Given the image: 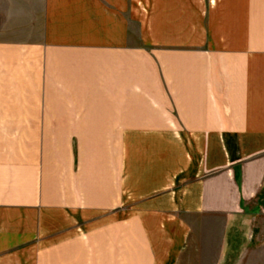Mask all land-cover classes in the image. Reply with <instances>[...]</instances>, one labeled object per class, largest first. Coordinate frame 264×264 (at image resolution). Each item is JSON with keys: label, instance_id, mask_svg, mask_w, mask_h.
I'll return each mask as SVG.
<instances>
[{"label": "crops", "instance_id": "obj_1", "mask_svg": "<svg viewBox=\"0 0 264 264\" xmlns=\"http://www.w3.org/2000/svg\"><path fill=\"white\" fill-rule=\"evenodd\" d=\"M264 0H0V264H264Z\"/></svg>", "mask_w": 264, "mask_h": 264}, {"label": "rangeland", "instance_id": "obj_2", "mask_svg": "<svg viewBox=\"0 0 264 264\" xmlns=\"http://www.w3.org/2000/svg\"><path fill=\"white\" fill-rule=\"evenodd\" d=\"M258 201L264 204V195L259 196Z\"/></svg>", "mask_w": 264, "mask_h": 264}, {"label": "trees", "instance_id": "obj_3", "mask_svg": "<svg viewBox=\"0 0 264 264\" xmlns=\"http://www.w3.org/2000/svg\"><path fill=\"white\" fill-rule=\"evenodd\" d=\"M261 195H262V193L259 196H261Z\"/></svg>", "mask_w": 264, "mask_h": 264}]
</instances>
